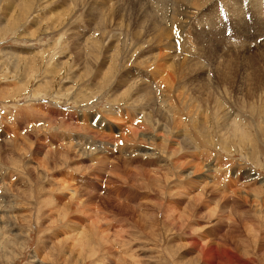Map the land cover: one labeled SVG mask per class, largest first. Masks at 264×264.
I'll list each match as a JSON object with an SVG mask.
<instances>
[{"label":"rangeland","instance_id":"obj_1","mask_svg":"<svg viewBox=\"0 0 264 264\" xmlns=\"http://www.w3.org/2000/svg\"><path fill=\"white\" fill-rule=\"evenodd\" d=\"M263 215L264 0H0V264H264Z\"/></svg>","mask_w":264,"mask_h":264},{"label":"bare ground","instance_id":"obj_2","mask_svg":"<svg viewBox=\"0 0 264 264\" xmlns=\"http://www.w3.org/2000/svg\"><path fill=\"white\" fill-rule=\"evenodd\" d=\"M203 2V1H202ZM182 3V2H181ZM190 3V2H189ZM196 3V2H195ZM178 5V4H177ZM184 6V5H183ZM86 65V64H85ZM146 67V66H145ZM177 67V66H176ZM182 67V66H181ZM170 70V69H169ZM172 70V69H171ZM181 70V69H180ZM184 70V69H183ZM181 70V71H183ZM194 70V69H193ZM178 71H179V68H178ZM177 72V70L175 71ZM187 72V71H186ZM183 74V73H182ZM189 74V73H188ZM184 75V74H183ZM177 76V75H176ZM178 77V76H177ZM177 82V81H176ZM168 83H169V80H168ZM239 130V129H238ZM241 137V136H240ZM246 137V136H245ZM244 138V137H243ZM247 138V137H246ZM201 165V164H200ZM199 169V168H198ZM197 171V170H196ZM197 173V172H195ZM194 173V174H195ZM236 184V183H235ZM233 185V184H232ZM246 188V187H245ZM78 189V188H77ZM248 194V193H247ZM251 196V195H250ZM255 199V198H254ZM257 199V198H256ZM258 201V200H257ZM263 204V203H262ZM261 206V205H260ZM262 208V207H261ZM263 217L264 215L261 217V220L263 221ZM263 224V223H262ZM193 245L195 247H199L200 245V248H201V253H203V256L205 258H207V263L209 264H224L225 261H226V256L224 255L225 253L224 252H218L216 250V247H213V245H202L200 244L199 242H194ZM203 257V258H204ZM233 260V264H245V262H242V259H239L237 256H236V259H231Z\"/></svg>","mask_w":264,"mask_h":264}]
</instances>
